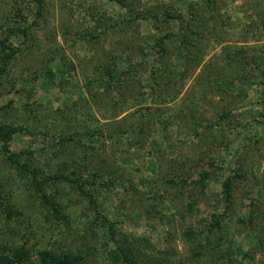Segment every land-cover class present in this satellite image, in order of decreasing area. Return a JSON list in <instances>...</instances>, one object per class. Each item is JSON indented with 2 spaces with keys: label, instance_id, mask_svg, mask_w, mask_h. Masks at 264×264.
<instances>
[{
  "label": "rangeland",
  "instance_id": "obj_1",
  "mask_svg": "<svg viewBox=\"0 0 264 264\" xmlns=\"http://www.w3.org/2000/svg\"><path fill=\"white\" fill-rule=\"evenodd\" d=\"M0 39V256L264 264V0H0Z\"/></svg>",
  "mask_w": 264,
  "mask_h": 264
},
{
  "label": "trees",
  "instance_id": "obj_2",
  "mask_svg": "<svg viewBox=\"0 0 264 264\" xmlns=\"http://www.w3.org/2000/svg\"><path fill=\"white\" fill-rule=\"evenodd\" d=\"M0 43L3 45V40L0 39ZM17 128L14 126H9L8 130L4 129V125H0V140L3 141L2 143V150L7 156L8 160L11 164L15 165L18 169L24 170L26 167L24 163L19 162V155L18 152L10 151L9 144L7 143L10 135L16 130ZM229 185L228 183L226 184ZM58 211V208L55 209ZM10 211L7 210V215H10ZM101 223L104 224L107 229L110 236H114L115 230L112 225V222H110L106 218H102ZM217 224V222L215 223ZM16 252V251H15ZM124 256L128 257L129 255L127 252H124ZM14 255L17 257V260L19 259L20 262L24 260V257L22 256L21 252L14 253ZM77 259L75 256H70L67 253L64 254H57L55 252H51L48 250H43L38 253V258L36 261H31L29 264H63L66 262H70L71 260ZM0 264H16V261L12 258L9 259V257L1 255L0 256Z\"/></svg>",
  "mask_w": 264,
  "mask_h": 264
}]
</instances>
